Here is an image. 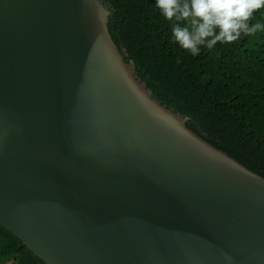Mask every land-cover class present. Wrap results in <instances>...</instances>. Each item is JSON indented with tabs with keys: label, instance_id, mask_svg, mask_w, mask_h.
Returning <instances> with one entry per match:
<instances>
[{
	"label": "water",
	"instance_id": "95a60500",
	"mask_svg": "<svg viewBox=\"0 0 264 264\" xmlns=\"http://www.w3.org/2000/svg\"><path fill=\"white\" fill-rule=\"evenodd\" d=\"M97 0H0V227L45 264H264V180L164 107Z\"/></svg>",
	"mask_w": 264,
	"mask_h": 264
},
{
	"label": "trees",
	"instance_id": "16d2710c",
	"mask_svg": "<svg viewBox=\"0 0 264 264\" xmlns=\"http://www.w3.org/2000/svg\"><path fill=\"white\" fill-rule=\"evenodd\" d=\"M127 62L205 143L264 180V32L193 56L172 39L156 0H97ZM253 23H264V10ZM0 264H45L0 227Z\"/></svg>",
	"mask_w": 264,
	"mask_h": 264
},
{
	"label": "clouds",
	"instance_id": "9594fccd",
	"mask_svg": "<svg viewBox=\"0 0 264 264\" xmlns=\"http://www.w3.org/2000/svg\"><path fill=\"white\" fill-rule=\"evenodd\" d=\"M156 7L172 22L173 41L193 56L264 32V23H253L264 0H156Z\"/></svg>",
	"mask_w": 264,
	"mask_h": 264
}]
</instances>
